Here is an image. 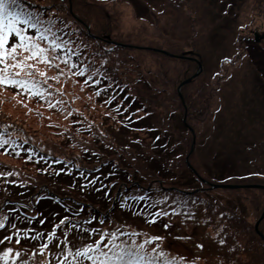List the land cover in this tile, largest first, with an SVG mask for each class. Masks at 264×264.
<instances>
[{"label": "rangeland", "instance_id": "374dc122", "mask_svg": "<svg viewBox=\"0 0 264 264\" xmlns=\"http://www.w3.org/2000/svg\"><path fill=\"white\" fill-rule=\"evenodd\" d=\"M29 1L60 8L61 12L51 10L42 20V29L50 28V36L54 33L59 37L61 31L68 36H77L80 28L71 19L77 11L76 15L88 20L97 35L125 46V51L119 53L126 62L121 90H126L128 95L114 93L113 83L108 84L107 73L102 72L99 78L88 75L95 70L85 75L75 74L85 69L86 60L83 59L88 54L79 40L66 42L67 39L61 37L70 52L52 51L46 42H42L52 66L39 58L25 61L30 53L18 52V59L25 63V67L12 70L20 72L15 78L34 82L44 96L40 98L14 87L0 86V114L7 118L0 121V129L6 131L0 130V139L8 141L0 147V176L6 178L12 173L15 178H24V183L31 185L32 179L38 178L35 167H47L43 156L35 162L25 157L22 148L14 152L15 147L23 145L29 138L43 151L51 150L55 154L59 144L65 145L68 140L67 132L83 138L94 136L92 130L103 133L106 128L108 134L94 137L93 141L114 145L115 137L120 135L119 131L112 132L125 125L129 131L128 143H132L135 154L145 156L149 145L167 153L170 166L173 163V173L178 174V179L174 177L172 180L173 173H166L170 176L165 180L168 187L196 193L199 197L196 199L216 200L234 209L253 228L251 236H255L253 239L261 243L264 250L263 240L254 232L264 212V188H261L264 179L245 177L253 173L264 177V71L257 66L258 62L264 64V0ZM59 13L71 21L65 22V27L61 22L54 25L56 29L48 27V21ZM57 28L61 29L58 34L52 31ZM255 33L260 39L258 42ZM26 34L39 35L35 30ZM88 34L97 37L91 32ZM100 42L94 39L88 44L91 53L86 62L97 67L105 62L100 56L104 46L93 48ZM9 43L11 46L13 42L10 40ZM151 50L178 57H167ZM131 55L134 58L130 60ZM98 56L101 60L97 59ZM65 59L77 67L66 65ZM112 65L114 67L113 59ZM136 71L142 77L137 78ZM219 72L226 77L215 76ZM128 96L148 103L155 114L149 118L139 117L143 112L133 114L139 106L127 102ZM112 105L118 108L112 109ZM123 108L126 112L121 111ZM124 112L131 115L126 117ZM132 125L137 128L130 127ZM153 127L159 128L157 133L167 141L161 139L157 142L160 135L153 139L157 131ZM11 142L14 143L12 150L3 152L1 149ZM145 157L152 158L151 155ZM196 175L208 184L202 190L195 189L201 187L200 182L193 180ZM234 175L242 179L220 184ZM98 181L103 183L100 179ZM155 198L164 197L157 193ZM134 202L130 211L113 214L118 221L113 232H118L120 241H131L137 247L145 240L153 241L145 245L143 254L155 256L163 253L175 264H212L210 260L218 258L219 250L210 246L206 233L197 222L199 216L195 215L194 205L184 212L176 210L170 216L163 217L160 213L159 217L151 218L157 210L147 203L137 206ZM23 210L33 215L27 207ZM44 215L47 217L44 231L49 232L53 223L49 215ZM258 229L264 235V218ZM213 233L211 231L212 237ZM130 234H134L131 240ZM33 237L18 248L21 256L39 264L55 259L59 253L55 248L59 247L60 241L53 244L46 241L41 252L43 255L39 253L36 258L39 246ZM87 240H92L91 236L73 231L72 244L66 250L62 247L63 253L72 248H83ZM106 242L111 244L110 237ZM116 242L120 243L118 239ZM6 246L4 243L0 245V253L6 251ZM50 247V253L55 255L49 254ZM224 248L228 249L226 244ZM252 248L264 258V251L259 252L254 243ZM242 254L251 262L246 250ZM158 259L163 261L162 256Z\"/></svg>", "mask_w": 264, "mask_h": 264}, {"label": "trees", "instance_id": "16d2710c", "mask_svg": "<svg viewBox=\"0 0 264 264\" xmlns=\"http://www.w3.org/2000/svg\"><path fill=\"white\" fill-rule=\"evenodd\" d=\"M21 3L27 11L38 16L41 22L48 16L47 14L51 10L61 12L60 8L57 9L54 8L55 6H49L45 3V5H40L29 0H21ZM76 12L71 15V19L74 21L76 27L78 25L80 28L77 36H68V34L62 33L60 28H57L58 31H52L55 33L61 31L59 37H65L64 40L66 41L67 39L66 42H77L79 40L86 47L88 54L87 58L83 60L87 62L91 53L88 44L94 39L101 41L102 43L100 42L101 44L99 46L95 45L93 48L99 47L101 49L104 46L103 54L100 56L102 59H105V62L102 60L103 62L97 67V65L85 61L86 67L84 66V75L88 71L95 70L93 74L88 73V75H96L99 78L102 72L107 73V76H109L108 84L113 83L112 90L114 93L117 95L122 94L123 96L128 95L126 90H121L124 84L123 70L126 67V62L119 54H122V51H125L124 49L126 47L119 43L105 40L100 34L97 35L88 23V20L80 15H76ZM71 19L59 13V15L53 16L48 21L47 26L56 29L54 25L61 22L65 27L67 25L66 23L70 22ZM40 27L42 28L43 25L41 24ZM31 30L34 29H28L27 32H31ZM88 32L95 34L97 37L91 36ZM151 51L171 58L178 57L177 55L165 54L161 50ZM101 58L98 56L97 59L101 60ZM133 58V55L129 57L130 60ZM112 59L114 67L112 65ZM257 66L261 72L262 69L264 71L263 63L258 62ZM136 76L137 78L142 77L137 71ZM215 76L224 78L226 74L219 72ZM127 98V102L132 101L134 106L135 104L139 106L133 114L137 113L136 115H138V113L143 112L139 116L141 118H149L155 114L150 105L138 97L132 99L131 96H128ZM113 108L117 109L118 107L112 105ZM121 111H125L124 108ZM130 115L125 113L126 117ZM132 117L134 115L130 119ZM3 119L5 120L7 118L0 114V121ZM130 127L137 128V125ZM127 128L125 125L115 128V131L112 133L119 131L118 134L120 137H115L116 143L114 142V145L107 144L106 141L104 143L98 140L93 141L94 137L108 134L106 128L103 133L99 130H92L94 136H85L83 138L77 137L74 132H67L68 140L65 141V145L59 144V149L55 154L51 150L43 151L32 143L30 138L27 139V142L22 140L24 141L23 145L19 144L18 148L15 147L14 152H18L19 148H22V151L26 153L25 157L32 158L35 162L39 156H43L47 160L46 165L48 168L35 167L37 168L35 170L37 171L36 176L38 178H33L31 185L25 184L24 182L26 180L24 178H15L12 173L6 178L0 176V216L2 215L0 218H4L5 225V227L0 228V235L7 231L5 237L8 242V235L11 233H28L37 235L45 241L48 240L49 244H53L57 240L61 241L64 238L66 240L70 239L72 231L75 230L82 231L87 236H91L92 240L84 242L86 246L97 240H105L106 242L109 237L105 236V234L112 233L118 226V221L113 217V214L121 210L126 211L130 209L133 201H135L134 204L137 203L138 205L147 203L152 206L153 210L162 211L164 216V213L170 216L176 210L184 212L188 210L189 206L194 205L195 215L199 216L197 222L200 223L201 228L206 233L205 237L207 242H209L210 246L219 250L217 254L218 258L210 260L212 264H264V258L252 248L253 243L258 248L262 244H259L258 241L255 242L253 239L255 236H251L253 228H251L241 214L230 207H225L221 202L216 200H213L214 202L203 201L202 199H196L199 198L196 196V193L195 195L189 191H181L173 187H168L165 180L170 176L166 175V173H173V163L170 166L167 153L156 150L154 145H149L150 147L146 149L147 154L145 156L151 155L152 158L147 159L144 155L141 156L140 153L135 154L131 148L132 143H128L129 131ZM153 128L157 130L153 139L157 135H160L157 138V142L161 141V139L167 141V138L157 133L158 131L160 132L159 128ZM186 130L187 128L184 125V132ZM1 131L3 133L6 132L4 130ZM29 135H32V133ZM159 144L156 143V145ZM104 145L106 147H103ZM13 146L14 143L11 142L1 150L3 152L7 151L8 153L12 150ZM141 147L145 148V146ZM177 175L174 173L171 174L172 180H174V177L177 180ZM250 175L248 179H264V177L258 176V173ZM193 178V180L201 183V187L195 188L196 190H202V187L205 188L208 185L202 182L197 175ZM99 179L103 183H100L98 181ZM234 179L240 180L238 175H234L226 182ZM157 193H161L164 198L156 199L155 194ZM26 207L33 215L23 210ZM44 214L49 215V220L53 223L51 224L53 230H51L50 235L55 233V236L51 241L47 239L50 235L45 236L41 234L47 228L45 225L47 217ZM40 215L41 217H39ZM36 218L37 220H34ZM61 221H64V223L60 224ZM26 222L36 225L34 227L36 231H34L31 225H25ZM97 231H99V234ZM211 231L214 232V237H212ZM259 238L261 237L259 236ZM261 240L264 243V239L261 238ZM1 241L2 239L0 238ZM118 241L120 243L122 242L119 238ZM127 244L131 246L134 243L128 241ZM225 244L228 249L224 248ZM61 249L62 246L59 245L57 250L61 252ZM259 249V252L264 251L262 247ZM76 250L78 249L72 248L69 251L74 253ZM245 250L249 254L251 262L244 259L242 253ZM14 251H18V249H14ZM67 253L64 252L63 255H67ZM63 255L59 256L58 261L53 259L47 264H61ZM38 256L36 254V258ZM162 258V262H160V259H157L160 264H164L165 258L168 259L166 256H162ZM0 264H4V262L0 260ZM8 264L39 263H36V260H31V258L22 256L17 258L12 256L9 258ZM63 264H91V262L82 260L79 257L69 256L68 260L63 262Z\"/></svg>", "mask_w": 264, "mask_h": 264}, {"label": "snow or ice", "instance_id": "6c2138e0", "mask_svg": "<svg viewBox=\"0 0 264 264\" xmlns=\"http://www.w3.org/2000/svg\"><path fill=\"white\" fill-rule=\"evenodd\" d=\"M41 23L38 16L24 8L21 0H0V65L3 66L0 68V86L14 87L18 91H24L30 93L32 96L43 98L44 93L37 88L34 82L15 78L19 77L20 72L12 71L13 69L23 70L25 67V63L18 59V52L20 51L30 53L29 56L25 57V61L39 58L44 63L52 66L45 48L41 46L42 42H46L52 51L70 52V49L66 48V44L62 38L55 36L54 33L50 36L51 29H42L40 27ZM28 29H34L39 35L35 37L27 35ZM13 37L15 41L9 46L10 38ZM57 40H60V42L57 43ZM10 60L13 62L11 65L8 63ZM63 62L72 68L77 67L74 63L70 64L67 59ZM75 74L84 75V72L81 70ZM40 75L43 76L45 74L40 73ZM97 94L99 95V93ZM7 143V140L0 139V147H3ZM164 214L167 215V213ZM157 215L160 214L157 213ZM63 223L64 221L60 222V224ZM3 227H5L4 221L0 220V228ZM132 235L134 234H130L129 236L130 240ZM54 236L55 233L50 235L48 239L51 241ZM105 236L110 237V245L105 240H97L91 244H87L82 249L76 250L74 253L69 251L67 255H63L62 249L63 261L61 264L67 261L69 256L79 257L82 260L90 261L91 264H157V259L163 256V253H156L155 256L143 254L145 245L153 243V241L145 240L143 244L137 247L135 244L129 246L127 242L117 243L118 232L108 233ZM33 238L39 239V237ZM8 239L11 240L12 237H8ZM156 239L158 240L159 238ZM19 242L20 238L18 236L16 243ZM63 243L67 242L63 241ZM199 247H202V245ZM12 256L19 258L21 257V252L13 251V248L9 247L7 251H3L0 254V260L4 264H8L9 258ZM164 264H175V262L165 258Z\"/></svg>", "mask_w": 264, "mask_h": 264}, {"label": "water", "instance_id": "95a60500", "mask_svg": "<svg viewBox=\"0 0 264 264\" xmlns=\"http://www.w3.org/2000/svg\"><path fill=\"white\" fill-rule=\"evenodd\" d=\"M255 36H256V41H260L258 35L255 34ZM200 68H201V65H200ZM183 84H184V83H183ZM261 188H264V186H262ZM263 218H264V212H263V214H262L260 220L256 223V226H255L256 231L259 233V235H260L262 238H264V236H263V234H261V233L259 232L258 226H259L260 221H261Z\"/></svg>", "mask_w": 264, "mask_h": 264}]
</instances>
